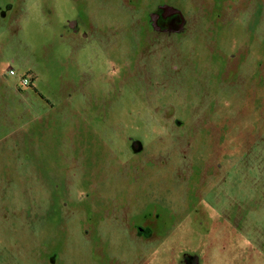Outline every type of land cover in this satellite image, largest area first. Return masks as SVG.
<instances>
[{
    "label": "rangeland",
    "instance_id": "1",
    "mask_svg": "<svg viewBox=\"0 0 264 264\" xmlns=\"http://www.w3.org/2000/svg\"><path fill=\"white\" fill-rule=\"evenodd\" d=\"M181 257L264 264V0H0V264Z\"/></svg>",
    "mask_w": 264,
    "mask_h": 264
},
{
    "label": "flooded vegetation",
    "instance_id": "2",
    "mask_svg": "<svg viewBox=\"0 0 264 264\" xmlns=\"http://www.w3.org/2000/svg\"><path fill=\"white\" fill-rule=\"evenodd\" d=\"M163 8V7H162ZM2 11L3 10H1V14L2 15H5V11L2 13ZM156 16L154 17V15H152L151 16V24H152V20L156 23V25L158 26V27H160V29H158V30H155L154 28H153V30L155 31V32H157V33H165V31L164 30H166V28L169 30V29H171L172 27H171V24H170V22H176V21H174V20H169V18H165V17H162V18H160V15H159V12H157L156 14H155ZM171 17V16H170ZM166 24H168L169 26L168 27H166V28H164V26L166 25ZM156 25H154V27L156 26ZM153 27V26H152ZM138 212V211H137ZM154 214H156V216H155V218H152L151 216H149L152 220H150V219H147V217H148V213H147V215H145V220L142 222V224H134V222L133 223H130V225H129V228L131 229V230H133V229H135L137 232H138V234L140 235V237H142L143 239L142 240H146V239H149V238H147V236L150 234V233H152V234H156V231L157 230H155V229H153V225H155L154 223L161 217V215L159 214V213H154ZM136 215V214H135ZM135 215H133V216H135ZM162 221L164 222L165 221V219L164 218H162ZM196 229H199L198 227H196ZM179 260H181V263L183 262V260L185 261V264H188V263H191V260H190V258H182L181 257V259H179ZM177 263H178V261H177Z\"/></svg>",
    "mask_w": 264,
    "mask_h": 264
},
{
    "label": "built area",
    "instance_id": "3",
    "mask_svg": "<svg viewBox=\"0 0 264 264\" xmlns=\"http://www.w3.org/2000/svg\"><path fill=\"white\" fill-rule=\"evenodd\" d=\"M14 73H15V71L11 70V74H14ZM29 84H30V80H29L28 78L24 77V78L22 79V87H23V86H24V87H27Z\"/></svg>",
    "mask_w": 264,
    "mask_h": 264
},
{
    "label": "trees",
    "instance_id": "4",
    "mask_svg": "<svg viewBox=\"0 0 264 264\" xmlns=\"http://www.w3.org/2000/svg\"><path fill=\"white\" fill-rule=\"evenodd\" d=\"M29 86L34 87V86H33V82H30V84L28 85V87H29Z\"/></svg>",
    "mask_w": 264,
    "mask_h": 264
},
{
    "label": "water",
    "instance_id": "5",
    "mask_svg": "<svg viewBox=\"0 0 264 264\" xmlns=\"http://www.w3.org/2000/svg\"><path fill=\"white\" fill-rule=\"evenodd\" d=\"M162 8V7H161Z\"/></svg>",
    "mask_w": 264,
    "mask_h": 264
}]
</instances>
